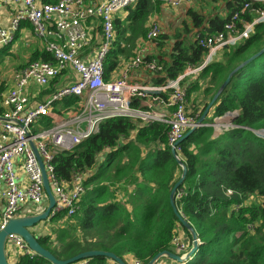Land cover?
Instances as JSON below:
<instances>
[{
    "label": "trees",
    "instance_id": "obj_1",
    "mask_svg": "<svg viewBox=\"0 0 264 264\" xmlns=\"http://www.w3.org/2000/svg\"><path fill=\"white\" fill-rule=\"evenodd\" d=\"M242 3L243 0H230L225 17L190 11L191 26L187 22L184 26L187 33H192L193 27L192 35L183 37L177 31L167 37L173 44L165 54L168 59L160 58L165 75L154 76L153 82L160 84L166 77L175 78L187 64L200 63L207 49L199 44V37L223 32L225 23ZM161 4L160 0H140L136 8H128L126 17L115 19L116 39L106 62L108 73L118 67L124 45L146 35L149 27L146 30L145 23ZM9 46L3 49L7 51ZM262 47L264 22L255 25L249 38L223 51L227 63L214 61L202 72L209 71L211 83L217 82L213 90L207 88L205 93L214 97L228 75ZM30 57V61L52 60L44 48ZM212 109L216 116L236 111L234 126L219 134L212 126L201 127L180 142L179 155L187 173L177 189L175 206L200 240L185 264H264V138L255 133L264 130V53L232 75ZM209 113L210 110L203 121L213 122ZM167 131L164 123L141 125L128 117H117L102 122L97 132L72 151L57 155L54 163L62 179L70 180L75 172L91 171V175L85 179L86 190L73 216L74 224L67 223L55 239L40 236V244L59 260L84 251L104 250L127 264H147L159 252H175L171 242L182 230L188 236L189 250L191 235L170 202L182 167L167 145ZM229 190L232 194L227 193ZM254 194L261 197V203L244 204L248 195ZM128 255L133 258L131 263ZM15 264L51 263L38 255L25 254ZM89 264L118 263L106 256H95L89 258Z\"/></svg>",
    "mask_w": 264,
    "mask_h": 264
},
{
    "label": "built area",
    "instance_id": "obj_2",
    "mask_svg": "<svg viewBox=\"0 0 264 264\" xmlns=\"http://www.w3.org/2000/svg\"><path fill=\"white\" fill-rule=\"evenodd\" d=\"M139 1L5 0L13 10L10 25L0 27V47L12 45L23 23H28L52 60L30 61L17 69L12 74L9 89L0 98L3 108L0 113V196L4 201L0 229L19 216L26 203L35 207L31 214L44 211L48 204L40 164L31 142L44 162L56 198L47 220L61 216L57 220L64 223L80 208L86 190L85 179L91 171L75 172L70 180H64L58 175L54 161L57 155L72 151L97 132L102 122L128 117L141 125L167 124V145L175 149L178 156L180 142L189 131L206 126L216 129L218 125L227 130L234 126L231 120L237 115L236 111L231 113L230 122L224 124L217 121L221 117L213 122L202 121L201 111L189 108V85L216 60L219 51L233 49L251 36L255 25L264 22V0H243L240 10L225 23L223 32L199 37V44L207 49L202 61L187 64L177 77H166L160 84L131 79V73L138 70L163 76L159 56L147 49L161 35L156 20L151 21L135 56L125 63L120 74L110 76L106 70L116 39L115 19L123 18L128 8ZM164 1L170 7H179L200 0ZM42 89L49 93L43 95ZM156 105H161L162 110ZM255 133L264 138V130ZM227 193L232 194V191ZM171 244L176 254L188 251V243L179 235L173 237ZM7 245L22 255H36L19 235H9ZM162 261L185 264L171 260L159 263ZM73 264H89V259Z\"/></svg>",
    "mask_w": 264,
    "mask_h": 264
},
{
    "label": "water",
    "instance_id": "obj_3",
    "mask_svg": "<svg viewBox=\"0 0 264 264\" xmlns=\"http://www.w3.org/2000/svg\"><path fill=\"white\" fill-rule=\"evenodd\" d=\"M264 53V47H262L258 52H256L253 56H251L249 59L242 62L240 65H238L226 78V80L222 83L210 103L208 104L205 113L202 115V121L206 117L209 110L212 108L213 104L221 94V92L224 90V88L227 86L228 82L230 81V78L232 75L238 71L240 68L257 58L258 56L262 55ZM234 119L231 120L233 122ZM15 122V121H13ZM194 131H189L184 138H186L188 135L193 133ZM31 146L37 156V159L40 164L42 177H43V186L45 189V192L48 197V204L46 205L44 211L36 214H26L22 216H17L12 219H10L5 227L3 229H0V264H11L8 259L7 254V240L9 235L15 234L21 236L27 245L30 247V249L39 257L49 261L51 264H73L83 259H89L93 258L95 256H106L108 258L113 259L118 264H127L122 258L118 257L112 252L104 251V250H89L84 251L82 253H79L69 259L66 260H59L55 257L53 253H51L48 249L44 248L40 242H39V236L35 235L31 229L39 224L42 221L47 220L49 213L51 209L54 207L56 198L51 190L46 169L44 166V162L38 153V150L34 144V142H31ZM172 155L176 159V161L180 164L182 167V175L180 179L177 181L175 186L173 187L171 194H170V202L174 207V211L177 214L182 226L190 233L192 238V247L183 254H176L170 250H164L162 252L157 253L154 257L151 258V260L147 264H158L159 261L162 259L171 260V261H177L180 263H186L192 255L195 253L199 243H198V236L193 228V226L178 212L176 206H175V198H176V192L178 187L184 182V179L186 177L187 173V166L184 164L180 156L176 153L175 149H172Z\"/></svg>",
    "mask_w": 264,
    "mask_h": 264
},
{
    "label": "crops",
    "instance_id": "obj_4",
    "mask_svg": "<svg viewBox=\"0 0 264 264\" xmlns=\"http://www.w3.org/2000/svg\"><path fill=\"white\" fill-rule=\"evenodd\" d=\"M202 1V0H200ZM200 1H196L193 3H187V4H183L182 6L179 7H170L169 5H167L165 3V1L163 0V3L161 5H159L158 9L155 10L152 13V17L153 19H157L161 26L163 27V32L165 34H174L177 31H180L182 36L185 37L186 35H190V33H187L188 30L186 29L187 27H184L182 30L179 29L180 26H184V21L188 22L189 21V13L190 11H197L198 13L203 14L204 16L207 17H211L215 14H219L222 17H225L227 15V4L228 2H230V0H206L207 2L210 1L209 3L205 4H199ZM138 5V4H137ZM134 6L132 8H136L137 7ZM12 6L7 4L5 2V0H0V27H8L11 23V18H12ZM189 25L190 21H189ZM194 29L192 27V33H193ZM191 33V35H192ZM96 39H99V34H95ZM19 38V43H17V40ZM143 38V39H142ZM140 37L138 39H134L136 40V50L135 54L138 50V47L140 46V44L142 43V40H144V37ZM133 40V41H134ZM173 42V40H172ZM172 42H170V48L167 49L168 47H163V50L165 51L164 54L169 53L172 49ZM15 44L16 50L17 51H21V54H24L25 56L27 55V57L29 58L31 56V54L33 52H36L37 50H40L41 48L43 49V44L40 40H38L37 38H35V36L33 35V31L31 26L28 23H23L22 29L19 31V33L16 35V39L13 42V44ZM130 42H128L129 44ZM12 44V45H13ZM12 45L9 46L8 50L6 51V49H3L2 47H0V58H7L6 55H13L12 53V49H10L11 47H13ZM115 45V44H114ZM152 48V46H147V49ZM156 50V49H155ZM152 54L159 56V58H162L164 56L165 59H168V55H162L160 56L159 54L155 53L154 51H150ZM223 50L218 52V55L220 53H222ZM135 54L131 57L133 58L135 56ZM124 54H121L119 56V59L121 56H123ZM217 55V56H218ZM130 58V59H131ZM217 58V57H216ZM24 59H20V60H16L15 63L17 64L15 66V68L17 69L21 64L25 63V61L22 63ZM2 62L0 61V64ZM26 65V64H25ZM24 65V66H25ZM23 67V66H22ZM118 70V69H117ZM112 72V71H111ZM120 73L115 74L114 77L118 76ZM109 75L111 76L112 73ZM163 75H165V73H163ZM153 75L149 74L143 70H138L136 72H132L131 73V79L132 80H138V81H143V82H150L153 83ZM197 80V78L195 80H193L190 83V87L191 86H195L197 83H195ZM11 81V80H10ZM189 87V88H190ZM137 104H139V102H137ZM156 106H160L161 105H156ZM46 205V203H45ZM31 208V204H25L23 206V208L21 209L19 216L22 215H26V214H30L29 210ZM4 209V201L2 199V197L0 196V218H1V214L2 211ZM45 221L40 222L39 224L35 225L31 231L37 235V236H44V235H49L52 238V232L53 230L50 229V233H46V231L44 229H42L43 227L40 225ZM50 228V227H49ZM179 236L188 243V236L185 232H183L182 230H179ZM53 239V238H52ZM8 246V245H7ZM7 254H8V259L9 262L11 264H15V262L18 261V259L20 258V256L22 255L20 251H18L17 249H13L8 247L7 248ZM127 261H129L130 263L133 261V258L128 255L127 256ZM160 264H169L168 261H162Z\"/></svg>",
    "mask_w": 264,
    "mask_h": 264
},
{
    "label": "rangeland",
    "instance_id": "obj_5",
    "mask_svg": "<svg viewBox=\"0 0 264 264\" xmlns=\"http://www.w3.org/2000/svg\"><path fill=\"white\" fill-rule=\"evenodd\" d=\"M215 1V0H213ZM161 3H163V1L160 0ZM210 1H206V0H202L199 2V4H207ZM127 15H124V17H126ZM123 17V18H124ZM152 20H156L159 24L160 22L157 19H153L152 15H150L147 19V22L145 23L146 25V30L148 29L150 23ZM190 21V20H189ZM189 21L187 22L189 24ZM186 22V21H184ZM127 25V24H126ZM161 35L158 37V39L154 42H152L150 44V46H152V48H150L149 51H154L155 53L159 54L160 56L165 55V51L163 50V47H168L167 49L170 48V42H172L171 38H167L168 36H172V34H165L163 32V27L161 26ZM185 26H180L179 29L182 30ZM129 36V33H128ZM133 37V36H132ZM142 38L144 37L143 35H139L138 38ZM143 39V38H142ZM136 40L134 41H130L129 44L124 45L125 47V52L124 55L120 57L119 59V65L118 67L113 70L112 72H110V74L112 73V76H114L115 74H118L122 71V69L125 67V63L128 62L130 60V58L135 54L136 50ZM17 43H19V38L17 40ZM14 43L10 49H12V53L13 55H6L7 58H0V61L2 62L0 64V98L2 97V95L9 89V83L12 77L13 72H15L17 69L22 68V66H24L23 64H21L17 69L15 68V66L17 65L15 63L16 60H20V59H24L22 61V63L25 61V63H28L31 60L27 57V55L25 56L24 54H21V51H17L16 47H15ZM156 49V50H155ZM227 59L225 53H220L215 61H223L224 63H227ZM118 69V70H117ZM197 83L195 86H192L189 88L188 90V101H189V108L192 109V111H201L202 108L204 107L205 103L209 100H211L212 94L211 93H205V89H210L213 88L217 85V82H213L211 83V76L209 71H205L204 73H201L198 77L196 82ZM197 86V89L193 90L195 87ZM42 94H46L49 93V91L47 89H42L40 90ZM210 103V101H209ZM158 110H162L161 107L157 108ZM231 113L233 112H226L223 116H216L215 115V110L214 109H210V113L208 115V118L212 119L213 121H215L216 118L221 117V120H217L218 123L220 124H224L227 120V122H230V118L232 117ZM225 117V118H223ZM221 126H217V128L214 130L215 134H219L222 130H224L225 128L221 127ZM226 130V129H225ZM107 159V158H106ZM124 162L127 163L128 159L124 158L123 159ZM262 199L261 197H259L257 194L254 195H248V197L244 200V204L247 205H259L261 203ZM31 212H35V207L33 205H31V208L29 210V213L31 214ZM72 221V222H71ZM71 222V224H74V218H70L67 219L64 223H60L58 220H46V222H43L42 224H40L46 231V233H50V229L53 230L52 232V238L55 239V237L57 236V233L62 229V227H65V225H67V223ZM50 227V228H49ZM60 243L55 242V245H59ZM9 247V245L7 246V248ZM172 262V261H171ZM160 264V263H158Z\"/></svg>",
    "mask_w": 264,
    "mask_h": 264
},
{
    "label": "bare ground",
    "instance_id": "obj_6",
    "mask_svg": "<svg viewBox=\"0 0 264 264\" xmlns=\"http://www.w3.org/2000/svg\"><path fill=\"white\" fill-rule=\"evenodd\" d=\"M228 121V120H227Z\"/></svg>",
    "mask_w": 264,
    "mask_h": 264
}]
</instances>
